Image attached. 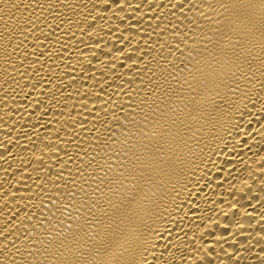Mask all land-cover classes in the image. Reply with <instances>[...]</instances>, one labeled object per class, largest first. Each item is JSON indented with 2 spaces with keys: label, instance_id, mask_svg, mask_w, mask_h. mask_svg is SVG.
<instances>
[{
  "label": "bare ground",
  "instance_id": "obj_1",
  "mask_svg": "<svg viewBox=\"0 0 264 264\" xmlns=\"http://www.w3.org/2000/svg\"><path fill=\"white\" fill-rule=\"evenodd\" d=\"M238 2L0 0V264H264V28Z\"/></svg>",
  "mask_w": 264,
  "mask_h": 264
},
{
  "label": "clouds",
  "instance_id": "obj_2",
  "mask_svg": "<svg viewBox=\"0 0 264 264\" xmlns=\"http://www.w3.org/2000/svg\"><path fill=\"white\" fill-rule=\"evenodd\" d=\"M236 5H238L237 8H250V9H254L256 10L259 15L257 16V18L255 19L252 27L254 28L255 25L258 23L260 25V28H264V12H262L261 8H260V0H254V6L253 7H248V0H239L238 3H234ZM120 257L119 259H117V257ZM113 255L111 254V256L108 259L105 260H101L99 262H97V264H120V262H123L125 260V257L122 256V254L120 253V255ZM88 264H92L91 261L88 262Z\"/></svg>",
  "mask_w": 264,
  "mask_h": 264
},
{
  "label": "snow or ice",
  "instance_id": "obj_3",
  "mask_svg": "<svg viewBox=\"0 0 264 264\" xmlns=\"http://www.w3.org/2000/svg\"><path fill=\"white\" fill-rule=\"evenodd\" d=\"M248 7H253L254 6V2L253 0H248ZM260 8L262 10V12H264V0H260Z\"/></svg>",
  "mask_w": 264,
  "mask_h": 264
}]
</instances>
